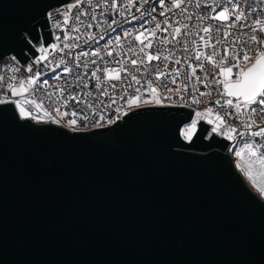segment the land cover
Wrapping results in <instances>:
<instances>
[{
    "label": "water",
    "instance_id": "water-1",
    "mask_svg": "<svg viewBox=\"0 0 264 264\" xmlns=\"http://www.w3.org/2000/svg\"><path fill=\"white\" fill-rule=\"evenodd\" d=\"M70 1L0 0V60L35 57ZM192 111L75 132L0 104V264H264V199L206 122L181 136Z\"/></svg>",
    "mask_w": 264,
    "mask_h": 264
},
{
    "label": "built area",
    "instance_id": "built-area-1",
    "mask_svg": "<svg viewBox=\"0 0 264 264\" xmlns=\"http://www.w3.org/2000/svg\"><path fill=\"white\" fill-rule=\"evenodd\" d=\"M172 2L173 0H164V5L161 6L159 0H148V3L143 4V7H141L143 0H137V3L129 8L127 6V0H117L118 6L120 4L124 5V7H119V11L125 12V17H121L117 12L108 10L111 0H107V2H105V0H83V3L79 7L72 9L70 16L74 17V15L80 11H85L88 14L82 15L80 22L75 21L74 18H70L68 25L63 24V16L61 13L66 10L68 4H75L76 0L64 3L57 6V8L54 7L47 13V22L52 40L45 46L43 43L35 46L37 53L35 57L32 58L30 56L23 64L12 55L5 56L0 60V77L4 78L0 80V99H4L6 95L12 101H24L26 98L34 99L37 103H41L39 109L33 104H24V107L32 113V116L38 117L39 120L28 119L35 122L56 124L75 132L90 131L98 128L104 129L105 127L115 124L129 112L137 109H132L127 105V100L133 97L136 98L132 99V101L147 102L152 99V96H155L159 101L156 104L144 105L138 108L146 106H163L184 107L193 110L191 120L184 124L181 129V136L186 141L190 140L185 137V131L193 120H197V125L194 132H189L191 137L197 130L199 121L206 122L209 125V134H215L229 142L228 150L233 158L236 169L249 188L264 199V194L261 193V189L264 188V137H253L250 135V132L257 131L259 128L264 127V123H261L258 118L253 117V119H256V123L253 124L251 129H247L245 123L250 121L248 120L249 114L245 112L239 119H237L235 115L226 117L228 122L237 129V132L232 134L234 137L232 140L227 139L226 136L222 134L225 130V125H221L220 129L213 133L211 131L212 128L216 127L219 123L215 120V114L219 112L221 116H224L225 113L234 111V109H229L227 106L221 108L219 105L215 104V101L219 99L221 100V104H223L225 99L235 100V97L222 96L223 86H218L211 82L214 78L221 80L224 78L223 76H216L218 69H214L212 63L195 59L196 54L199 52L209 54L213 51L212 47L204 46L205 42L209 41V38H211L210 42L218 49L219 56L225 55L226 48L228 49V55H231L233 45H235L237 51L245 47L252 49L249 60H253L248 64L241 65L245 68L248 67L255 60L253 57L258 55L259 51H264L261 44L252 45L248 39V37L253 34L264 37V33L259 31L260 26L253 23L254 20L259 19L261 24L264 25V0H199L200 7L196 6L197 0H185L179 9L172 8ZM97 4L101 6L97 7ZM232 4H238L234 14L239 15L243 12L246 19L236 22V27L228 29L231 35L225 37V29L221 21L204 17L215 15L217 12L221 11L223 7H228L231 12ZM138 7L141 8V12H145L143 17L144 20L150 19L151 16L156 17L155 21L145 25V27L154 28L155 24L159 22L162 28L168 27V32L157 30L156 38L151 36L148 37V39L153 41V45L151 48L145 49V53L155 55L159 52L162 57L161 59L151 62L145 59L144 64L138 63L137 65H132L130 63L131 59L136 58L139 61V59L145 58V53L139 52V48L143 47V44H140L139 41H134L136 30L139 29V24L143 21L131 20V16L129 15L130 13L131 15L140 17L141 12L136 11ZM165 8H171V11L165 12V15L161 16L159 13L164 11ZM102 12L103 16H101ZM93 13L97 17L96 21L91 20V15ZM188 17H191V19H188ZM105 19L109 22H111L112 19L119 22L113 25V27L116 28L115 32L107 29V25L104 24ZM126 19L129 20L130 23H125L124 21ZM165 20L168 21L167 25L163 23ZM57 21L60 22L59 27H57ZM231 22L230 20L225 23ZM89 23L92 24L91 28H88ZM97 23H99L101 27H97ZM184 24L188 25L187 29L182 27ZM209 25H211V31L205 33L203 29ZM241 25L246 26L241 27ZM177 27L181 28V34L176 35V39L172 43H164L165 37H167L168 40H172L174 30ZM218 27L221 28V32L219 33L215 31ZM73 28H79V31H72L71 29ZM252 28L257 29V31L253 33L251 31ZM122 30L133 31V37L125 38ZM66 32L70 34L72 39L68 41L64 40ZM105 32H107L106 35ZM88 33H95L97 36L104 35V39L98 40L96 43L91 41L84 43V41L88 39ZM117 35L121 36V44H116L114 41V37ZM75 36H80V40H75ZM201 36L205 38L204 41L200 40ZM57 37H59V40ZM110 39L113 40V43L109 45L108 49H105L103 46ZM218 40L221 41V43L216 44ZM65 43L79 44L80 46L76 48H67L61 52L59 49L62 48ZM145 43H147V41H145ZM53 44L58 45V47L56 49L51 48L50 46ZM185 45L187 51H185ZM129 47H135L136 51L134 53L128 52L127 49ZM96 48L101 49L103 61L89 55L88 57H81L80 66H75V57L77 54L81 52L91 53ZM45 49L47 51H44ZM108 50L113 51L112 56H107L106 53ZM69 52L71 55L68 54ZM41 56H47V60L42 61L40 64H36L35 60ZM219 56H217L216 59H219ZM163 57H168V59L165 60ZM61 58L64 59L65 63L56 67ZM92 59H96L97 65L101 68H117L118 66L115 61H123L124 67L129 69L130 74L121 71L120 80H105L104 74L98 72L97 75L100 76V81H97L91 78V72L96 68V65H90L87 69L83 67L84 61H90ZM177 61H179V63H177ZM200 63L204 65L203 70L198 67ZM29 64H31L33 68L31 73L27 71V66ZM165 65H167V67H165ZM65 66L73 68L72 73H65L63 71ZM136 68H139L140 71H135ZM193 68H195V75H193ZM13 69H18V71H14ZM174 69H179L180 71V75L176 77L177 83L175 84L171 83V77L175 76ZM37 71H40L42 75L35 85L29 87L28 92H25L22 96H11V90L8 88L9 83L19 89V81L21 79L26 81L28 77L33 76ZM157 71H162L166 73V75L157 80ZM233 71L235 73L236 70L234 69ZM205 74H207V80H205ZM77 75L82 78V81L76 80ZM112 75L115 76V73ZM131 75H136L137 78L142 81V84H134L133 88H129L127 92H125L124 88L127 87V84L134 83L131 81ZM125 76H127V80L124 79ZM13 77H15V79H12ZM196 77H199L200 80H197ZM233 79H235L234 75ZM44 80H48V85L42 87L41 85ZM147 80L154 81V86L157 87L155 93H152L150 90H145L143 84L146 83ZM201 80H205V82L201 83ZM98 82L101 83V89L95 87ZM161 82H167L172 91L168 92L159 88ZM84 83H87V88L84 87ZM185 83L188 84V89L186 92H182L181 90ZM112 84H116L117 87L112 89ZM69 85L71 86L69 87ZM59 88H64L65 91L61 93L58 91ZM135 88H139L140 92L135 93ZM104 89L108 91V95L100 96V91ZM88 92H91L92 95H86ZM70 93L78 94L80 102L69 100L67 104H65L64 100ZM201 93H205V95L202 96ZM50 95L52 97L51 99L49 98ZM122 96L124 97L123 99H121ZM193 98L200 100V103H192ZM113 99L116 101L115 104H111ZM12 104L19 112V108L16 107L15 103ZM88 104H91L93 107L88 108ZM207 108L212 109L211 114L205 112ZM93 109L95 111H93ZM116 109L120 111L117 112ZM73 110L80 112L81 115L87 111L88 119L84 120L80 119V117H76L77 123L70 128L67 126V122L69 119L73 118L71 116ZM198 111L203 114L199 119L196 116ZM66 112L69 113V115H64ZM45 113H47V115ZM101 115L104 117L103 120L100 119ZM109 119L113 120L114 123L108 124L107 121ZM209 119H212L213 123H208ZM53 120H58L59 123H55ZM241 131L247 134L244 137H240L238 133ZM245 142L252 143L255 154H253V150L244 149L241 156L234 157L235 146L238 144L240 151ZM256 145H261V147L257 148Z\"/></svg>",
    "mask_w": 264,
    "mask_h": 264
},
{
    "label": "snow or ice",
    "instance_id": "snow-or-ice-1",
    "mask_svg": "<svg viewBox=\"0 0 264 264\" xmlns=\"http://www.w3.org/2000/svg\"><path fill=\"white\" fill-rule=\"evenodd\" d=\"M105 2H107V0H105ZM185 2V0H173L172 2V8H176L179 9L181 8V5ZM83 3V0H76L75 4H68L66 6V10L63 11L61 13V15L63 16V24L64 25H68L69 23V19L70 18H74L75 21L80 22L81 21V16L82 15H87L88 13L85 11H80L77 12L74 17H71L70 14L72 12L73 8H77L79 7L81 4ZM137 3V0H127V6L129 8H131L134 4ZM148 0H143V3L141 4V7H143V4H147ZM159 4L161 6L164 5V0H159ZM101 5L97 4V7H100ZM197 7H200V3L199 0H197ZM119 7H124L123 4H120L118 6L117 4V0H111V3L109 4L108 10L109 11H114L117 12V14L121 17H125V12L124 11H119ZM238 7V4H232V11L230 12L228 7H223V9L219 12H217L215 15L211 16V17H204V18H209L211 20H219L222 22V26L225 29L224 30V36L227 37L229 35H231L230 31H228V29L234 28L236 27V22L241 21L243 19H246V16L243 12H241L239 15H235V9ZM155 10V9H153ZM137 12H141V8L138 7L136 8ZM171 11V8H165L164 11L160 12L159 14L161 16L165 15V12ZM129 15L131 16V20H137L140 21L142 20L143 22L139 24V29L136 30V34L134 35V41H139L140 44H143V47L139 48V52L140 53H145V49L147 48H151L153 45V41L148 39L149 36L156 38L157 37V30L162 31V32H168V27H161V23L157 22L155 24L154 28H147L145 27V25L150 24L152 21L156 20L155 16H151L150 19H146L144 20L143 17L145 15V12H141L140 17H137L135 15H131L129 13ZM101 16H103V12L101 13ZM188 19H191V17H188ZM91 20L92 21H96L97 17L96 15L93 13L91 15ZM232 21L231 23H225L228 21ZM125 23H130L129 20H125ZM119 22L115 19H112L111 22H109L107 19L104 20V24L107 25V29L115 32L116 28L113 27V25L118 24ZM164 24H168V21L165 20L163 22ZM253 23L255 25H259V31L261 33H264V25L261 24V21L259 19L254 20ZM60 26V22L57 21V27ZM97 27H101V25L99 23H97L96 25ZM246 25H241V27H245ZM92 24L89 23L88 24V28H91ZM182 27L184 29H187L188 25L184 24L182 25ZM72 31H79V28H73L71 29ZM123 31V36L125 38L128 37H133V31L130 30H122ZM203 31L205 33H209L211 31V25L205 27L203 29ZM215 31L217 33L221 32V28H216ZM251 31L253 33H255L257 31V29L252 28ZM147 33V35H146ZM107 34V32H105V35ZM181 34V28L177 27L174 30L173 36H172V40H168L167 37H165L164 39V43H172L175 39H176V35ZM88 39L86 41H84V43H88L89 41L96 43L98 42V40H103L104 39V35H99L97 36V34L95 33H88ZM57 39L59 40V37H57ZM72 39V37L70 36V34L68 32L65 33L64 35V40L68 41ZM75 40L79 41L80 40V36H75L74 37ZM204 37L201 36L200 40L204 41ZM250 43L252 45H260V44H264V37L261 36H257L255 34L251 35L248 37ZM211 38H209V41L205 42V47H212L213 51L210 52L209 54H204L203 52H199L196 54L195 59L198 61H208L210 63H212L213 68L214 69H218L216 76H223V80L221 79H217L214 78L211 82L216 84V85H222L223 86V92H222V96H227V97H235V100L233 99H225L223 101V104H221V100L217 99L215 101L216 105H219L221 108H224L225 106H227L229 109H234L233 112H228L225 113L224 116H221L219 112H217L215 114V120L218 121L219 123L217 124L216 127L212 128V132L215 133L220 129L221 125H225V130L223 131V135L226 136L227 139L232 140L233 137V133L237 132V129L232 126L229 122L228 119H226V117H231L233 115L236 116L237 119L240 118V116L243 113H248V120L250 122H246L245 123V127L247 129H251L253 124L256 123V119H253V117H256L259 119V121L261 123H264V51H259L258 55L255 59L254 62H252L248 67H242V64H248L249 63V56H250V52L252 51V49H249L247 47L240 49L239 51L236 50L235 45L232 46V52L231 55H228V49H225V55L223 56H219V51L218 49H216L215 45H212L210 42ZM114 41L116 44H121V36L117 35L114 37ZM145 41H147V43H145ZM113 43V40L110 39L107 41V43L103 46L105 49L109 48V45H111ZM221 43V41H216V44ZM79 44H69V43H65L63 45L62 48H60L59 50L61 52L64 51V49L67 48H76L79 47ZM53 49H56L58 47V45L53 44L50 46ZM44 51H47L46 49ZM128 52H135L136 49L135 47H129L127 49ZM185 51H187V47L185 45ZM69 55H71V53H68ZM107 56H112L113 55V51L112 50H108L107 51ZM89 55L93 56V57H97L99 58L101 61H103V56L101 55V49L100 48H96L94 51H92L91 53L89 52H81L79 54L76 55L75 57V61L76 67L80 66V61H81V57H88ZM219 56V59H216V57ZM161 54L159 52H157L155 55L151 54V53H145V58L143 59H139V61L136 58L131 59L130 63L132 65H137L139 64H144L145 63V59L148 62H151L153 60H159L161 59ZM163 59L167 60L168 57H163ZM47 60V56H41L38 59L35 60L36 64H40L42 61ZM65 61L63 58H61V60L59 61V63L56 65V67H59L60 64H64ZM116 65L118 66L117 68H109V67H103L101 68L99 65H97V60L96 59H92V60H86L83 62V67L85 69L89 68L90 65H96V68L91 72V78L100 81V76L97 75L98 72L103 73L104 74V79L105 80H109V79H115V80H120L121 76H120V72L124 71L125 73H129V69L124 67V62L120 61V60H116L115 61ZM177 63H179V61H177ZM165 67H167V65H165ZM198 67L201 68V70H203V63H200L198 65ZM236 70L235 73L233 70ZM14 71H18V69H13ZM27 71L28 72H32L33 68L32 65L29 64L27 66ZM63 71L65 73H72L73 68L65 66ZM135 71L139 72L140 69L136 68ZM175 72V76L171 77V83L175 84L177 83V79L176 77H178L180 75V71L179 69H174L173 70ZM193 71V75H195V68L192 69ZM115 73V76H113L112 74ZM130 74V73H129ZM42 75V73L40 71L35 72V74L33 76H30L27 78V80L25 81L24 79H21L19 81V89H17V87H15L13 84L9 83L8 84V88L11 90V96L16 97V96H22L25 92L29 91V87L32 85H35L39 79V77ZM166 73L162 72V71H157L156 74V78L157 80L160 79V77L165 76ZM233 75L235 76V79H233ZM3 77H0V80H3ZM12 79H15V77H13ZM125 80H127V76L124 77ZM197 80H200L199 77H196ZM76 80H81L82 78L77 75L76 76ZM205 80H207V74H205ZM205 80H201V83H204ZM131 81L134 83H128L127 87L124 88V91L127 92V90L129 88H133L134 84L135 85H141L142 81L140 79L137 78L136 75H131ZM27 85V86H26ZM48 85V80H44L42 83V87L43 86H47ZM71 85H69L70 87ZM87 83H84V87L87 88ZM144 88L146 91H151L152 93H155L157 91V87L154 86V81L152 80H147L146 83L143 84ZM207 86V85H205ZM95 87L97 89H101V83H97L95 85ZM117 87L116 84H112L111 88L115 89ZM123 87V86H122ZM159 88L164 89L165 91L171 92V88L168 86L167 82H161L159 84ZM188 89V84L185 83L183 89L181 90L182 92H186ZM59 92L63 93L65 91L64 88H59L58 89ZM135 93H139L140 89L139 88H135L134 89ZM195 91V89H194ZM114 94V93H113ZM86 95L91 96L92 93L88 92L86 93ZM100 96L103 95H108V91L106 89L100 91L99 93ZM201 95H205V93H201ZM49 98L51 99V95L49 96ZM124 97L122 96L121 99H123ZM136 97L130 98L128 100L129 103H132V99H134ZM170 98V97H169ZM71 100V101H75V102H80V97L78 94H72L70 93L64 100V103L67 104V102ZM159 101L157 100V103ZM9 103H15L16 107L19 108V114L21 117L23 118H31L34 120H39L38 117L32 116V113L30 111H28L25 107L24 104H33L37 109H39L41 107V103H37L34 99H28L26 98L24 101L21 100H10V98L6 95L4 97V99H0V104H9ZM116 101L113 99L111 101V104H115ZM192 103H200V100L193 98ZM255 105V106H253ZM110 106V105H107ZM88 108H92L93 106L91 104H88L87 106ZM93 111H95L93 109ZM116 111H120L119 109H116ZM205 112L208 114L212 113V109L211 108H207L205 109ZM47 115V113H45ZM64 115H69V113H64ZM203 114L201 112H197L196 116L199 119ZM71 116L73 117L72 119H69L67 122V126L68 127H72L73 125H75L77 123V120L75 119L76 117H80V119H88V113L87 111H85L83 113V115H81L80 112H77L75 110H73L71 112ZM119 118V117H117ZM100 119L103 120L104 117L101 115ZM53 122L55 123H59L58 120H53ZM108 124L114 123L113 120L109 119L107 121ZM208 123H213L212 119L208 120ZM197 125V120H193L191 122L190 125H188V128L185 131V137L187 139H191V136L189 135V132H194L195 128ZM99 126H103V125H99ZM247 133L241 131L238 133V135L240 137H244ZM250 135L253 137H264V127L259 128L257 131H252L250 132ZM257 148L261 147V145H256ZM244 149H250L253 150V154H255V151L253 149V145L252 143H248L245 142L243 148L240 151H237L235 153L236 156H241L242 152ZM261 193L264 194V188L261 189Z\"/></svg>",
    "mask_w": 264,
    "mask_h": 264
},
{
    "label": "rangeland",
    "instance_id": "rangeland-1",
    "mask_svg": "<svg viewBox=\"0 0 264 264\" xmlns=\"http://www.w3.org/2000/svg\"><path fill=\"white\" fill-rule=\"evenodd\" d=\"M261 47L262 49L264 50V44H261ZM257 55H255L253 58L255 59ZM253 60V59H252ZM252 60H249V62H251ZM157 103V98L155 96H152V99L147 101V102H139V101H132V103H129L128 100H127V105L130 107V108H138L140 106H144V105H149V104H156ZM239 151V145L237 144L235 146V152H234V157H238L235 155V153Z\"/></svg>",
    "mask_w": 264,
    "mask_h": 264
},
{
    "label": "bare ground",
    "instance_id": "bare-ground-1",
    "mask_svg": "<svg viewBox=\"0 0 264 264\" xmlns=\"http://www.w3.org/2000/svg\"><path fill=\"white\" fill-rule=\"evenodd\" d=\"M243 178V177H242ZM247 184V183H246Z\"/></svg>",
    "mask_w": 264,
    "mask_h": 264
}]
</instances>
